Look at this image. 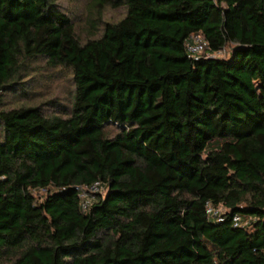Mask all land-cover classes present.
Returning <instances> with one entry per match:
<instances>
[{"label":"trees","instance_id":"16d2710c","mask_svg":"<svg viewBox=\"0 0 264 264\" xmlns=\"http://www.w3.org/2000/svg\"><path fill=\"white\" fill-rule=\"evenodd\" d=\"M93 4L124 14L81 41L56 0H0V264H264V0ZM39 66L69 105L7 107Z\"/></svg>","mask_w":264,"mask_h":264},{"label":"rangeland","instance_id":"374dc122","mask_svg":"<svg viewBox=\"0 0 264 264\" xmlns=\"http://www.w3.org/2000/svg\"><path fill=\"white\" fill-rule=\"evenodd\" d=\"M56 2L72 18L76 34L81 41H85L97 33V29L91 28L88 19L99 17L103 21L114 22L124 14L122 7L113 8L111 6H105L98 12L93 0H56ZM99 23L97 21L96 24L98 25ZM232 46V44H229L222 48L220 53H213L211 56L227 58ZM31 86L32 89L25 96L8 94L6 96L7 107L26 103L40 105L45 112L54 113L59 109L54 104L48 103V101L55 99L63 107L69 105L72 94V82L67 69L39 66L38 71L33 74ZM33 194L35 197L41 198L45 191H33Z\"/></svg>","mask_w":264,"mask_h":264},{"label":"built area","instance_id":"2783aa9c","mask_svg":"<svg viewBox=\"0 0 264 264\" xmlns=\"http://www.w3.org/2000/svg\"><path fill=\"white\" fill-rule=\"evenodd\" d=\"M184 47L187 55L192 59L196 60L201 57L202 52L206 47L205 39L199 34H192L187 37L184 41ZM221 50L216 53H220ZM214 57L213 55H208ZM80 199V207L82 210H86L97 194H103L105 192V186L100 181H95L90 185L76 187ZM45 189H39L34 191H40ZM224 209L221 206H214L210 203L206 204V214L208 217L215 221H222ZM233 226L245 227L248 224V220H242L238 214L232 216Z\"/></svg>","mask_w":264,"mask_h":264}]
</instances>
